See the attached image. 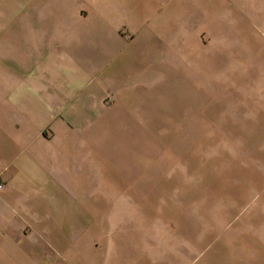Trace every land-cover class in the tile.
<instances>
[{"label": "rangeland", "instance_id": "374dc122", "mask_svg": "<svg viewBox=\"0 0 264 264\" xmlns=\"http://www.w3.org/2000/svg\"><path fill=\"white\" fill-rule=\"evenodd\" d=\"M141 1L147 20L115 69L143 63L156 21L153 0ZM173 9L179 30L198 35L176 54L178 101L167 105L159 93L141 102L139 116L99 135L104 176L68 177L76 196L65 206L77 204L79 226L99 217V239L130 243L106 254L83 246L82 264H220L256 221L248 241L264 244V0H175ZM70 213L61 221L71 223Z\"/></svg>", "mask_w": 264, "mask_h": 264}, {"label": "crops", "instance_id": "0c3cea01", "mask_svg": "<svg viewBox=\"0 0 264 264\" xmlns=\"http://www.w3.org/2000/svg\"><path fill=\"white\" fill-rule=\"evenodd\" d=\"M153 3L144 64L115 69L147 20L145 2L0 0V264H82L83 246H102L106 254L130 245L99 239V217L79 226L77 204L65 205L76 196L68 177H99L107 168L100 134L139 116L142 103L159 93L167 105L178 101L176 54L198 35L174 24L175 0ZM249 184L259 188L258 181ZM62 211L75 214L71 223L61 221ZM261 227H246L253 232L238 237L237 253L227 251L220 264H264V244L248 241Z\"/></svg>", "mask_w": 264, "mask_h": 264}]
</instances>
